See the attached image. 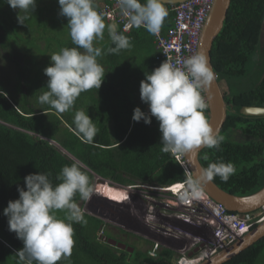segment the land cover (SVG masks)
Listing matches in <instances>:
<instances>
[{
	"label": "trees",
	"instance_id": "obj_1",
	"mask_svg": "<svg viewBox=\"0 0 264 264\" xmlns=\"http://www.w3.org/2000/svg\"><path fill=\"white\" fill-rule=\"evenodd\" d=\"M98 2L96 0L97 9ZM166 7L169 14L161 28L163 34L172 26L174 18L172 5ZM59 12L58 0H36L35 10L28 14L25 24L20 25L14 16L16 11L5 0H0V16L7 24L4 33H0V50L12 58L18 46L16 42L27 44L31 35L35 42L28 58L14 59L17 70L12 83L8 87L0 85V264H23L17 254L23 242L9 231L3 210L10 200L19 198L17 188L25 187L24 177L28 174L50 173L55 185L60 182L56 177L65 165L78 163L90 176L92 185L95 176L121 186L160 188L186 180L183 168L172 153L162 150L157 120L153 117L151 124L132 120L137 107L134 95L140 92L146 65L155 63L156 55V51L152 54L153 34L143 27H133L129 32L117 30L131 38L132 47L98 58L105 66L99 90L81 93L73 108L64 113L38 101L47 91L49 78L44 69L51 64L50 55L64 47H75L69 35L68 20ZM263 17L264 0H231L223 29L211 49L217 81L227 84L224 99L230 112L219 135L222 137L220 147H206L200 154V162L204 169L212 163H232L235 172L227 182L219 176L213 181L238 196L250 195L264 186V118L239 114L242 106H264V79L260 81L264 52L259 44ZM30 22L36 27H30ZM145 35L150 36L149 40ZM38 42L43 44L40 46ZM99 43L95 42V46L102 52L115 46L107 28ZM246 84L249 87L243 89ZM78 111L88 112L99 129L91 142L76 130L74 118ZM204 115L208 119V108ZM237 130L248 139L234 138L233 132ZM100 178V185L105 187L107 184ZM178 187L182 185L172 190ZM75 200L82 201L79 195ZM57 215L63 218L64 213ZM84 218L86 224H73L71 256L58 264H173L169 249L161 248L153 257L135 247L130 253L112 246L106 234L98 237L105 227L103 221L86 213ZM255 227L251 226V230ZM260 261L264 263V237L225 264H259ZM181 264L187 261L182 260Z\"/></svg>",
	"mask_w": 264,
	"mask_h": 264
},
{
	"label": "clouds",
	"instance_id": "obj_2",
	"mask_svg": "<svg viewBox=\"0 0 264 264\" xmlns=\"http://www.w3.org/2000/svg\"><path fill=\"white\" fill-rule=\"evenodd\" d=\"M5 2L14 10H19L17 19L21 24H25V20L29 18L28 14H32L36 8V0ZM58 3L59 15L67 18L69 35L75 47H64L50 55L51 64L44 69V74L49 78L47 91L38 97V101L59 113H64L73 108L81 93L100 89L105 70L98 58L104 54H119L121 50L130 49L132 43L130 37L117 31L116 24H106L104 15L97 9L96 0H58ZM117 4L121 15L127 18L129 26L143 27L153 35L161 31L169 14L164 0H144L143 3L141 0H117ZM20 12L24 15L21 16ZM106 28L115 46L102 52L100 47L95 46V42L103 40ZM215 79L216 73L203 53L197 52L175 62L167 59L150 74L147 73L141 81L140 99L148 105L149 112L136 107L132 120H143L145 124H151L154 117L159 122L162 150L166 153L184 155L200 147L219 148L222 137L214 131L204 115L208 104L202 95ZM74 123L77 132L88 142H91L99 131L88 112L78 111ZM185 164L187 166L186 160ZM184 172L187 180L188 174L185 170ZM234 172V165L230 162L210 164L201 178L195 181L189 171L191 181L182 197L200 198L203 194L201 181L219 176L227 182ZM50 175L38 172L25 176V187L17 188L19 198L10 200L3 210V214L8 218L9 231L14 232L23 242V248L17 252L23 264H58L62 259H67L71 256L74 245L73 224L87 223L75 197L79 195L84 201L90 199L94 191L90 176L78 163L65 165L61 169L56 177L60 181L58 184H53ZM181 183L177 182L164 188L153 187L155 191L165 194L162 202L165 207L180 204V201L176 200L177 193L172 189ZM169 198H173L177 203L170 204L167 202ZM58 212L64 213L63 218L57 215ZM250 230L251 227L236 236L242 238ZM110 239L114 240L109 238L108 241ZM117 244L126 246L122 241ZM129 248L131 247L127 249ZM218 252L220 251L209 253V257L207 254L204 256L198 253L190 259H180L177 255L175 262L179 261L178 264H181L182 260H190V264L191 261L198 264Z\"/></svg>",
	"mask_w": 264,
	"mask_h": 264
},
{
	"label": "rangeland",
	"instance_id": "obj_3",
	"mask_svg": "<svg viewBox=\"0 0 264 264\" xmlns=\"http://www.w3.org/2000/svg\"><path fill=\"white\" fill-rule=\"evenodd\" d=\"M15 11L16 13H14V16L17 18V13L19 10L17 9ZM20 14L21 16L24 15L23 12H20ZM19 24L23 25L21 23ZM32 24L33 22H30V27L32 26V28H35L36 26ZM0 26V33H4V29L7 24L5 23V19L1 16ZM16 43L18 46L16 47L15 52H13L14 57L12 58H9L4 51L0 50V85L7 84L8 87L9 84L12 83L14 74L17 70V65L14 59H17L20 56L26 58L29 57L30 51H33L34 49V36L31 35L27 44L24 42ZM38 43L40 46L43 44L42 42ZM17 61L19 60L17 59ZM220 86L223 93L227 94L228 90L226 83L221 81ZM247 87H249L248 84H246V86H242L243 89ZM59 148L61 149L60 146ZM104 182L107 185L102 187L100 185L101 181L99 178L95 177V181L93 182L94 191L90 199L87 201L82 200L81 202L77 203L82 209L83 213L103 221L105 227L101 229L102 231H99L98 237L99 235L102 236L104 233L109 236V238H113L114 240L117 237L122 238L129 247H135L137 250L146 252L148 255L153 257L156 256L155 252H158L161 248L169 249L173 254L172 259L174 264H178L179 262H175L177 255L181 257L180 259H190V257H194L195 254L199 253L202 255L204 252L206 253L210 249L222 251L224 248L230 247L238 240L234 233L229 229H227L228 240H231L233 236L235 237V239H232L233 243H231L229 246L223 245V242L220 240L222 238L221 236L218 239H216V236L212 239V235L208 234V231L210 232L212 229L213 231H220L221 228L219 227L221 224H219L218 218L212 220L214 219V216L211 210L207 209V207L202 204L201 207L200 205L198 206V204H192V207L194 208L190 209H186V207L180 205L179 203L173 207H165V203H162L164 202L165 194L155 191L153 186L135 185L134 187H129L121 186L110 181H103V183ZM172 200L173 198H169L167 202L174 204ZM179 216L189 218L185 220H193L192 222H198V217H210V221H205L207 225L202 226V229L205 230V233L202 232V241L199 239L197 242L192 243L194 241L191 242L184 235L182 236L181 234H178V232L170 230L169 227H180L183 225L182 223H179L180 220L177 218ZM236 218L240 220H246L250 223L258 219L259 220L257 222H261L264 220V207L263 209L254 212L237 214ZM209 222H212L215 225V227L209 226V229L211 230L206 229L208 228ZM190 224L191 223H188V226H184L183 230L191 232L194 234V236H202L200 234L201 229L198 228L199 226H192ZM181 237L183 239H181ZM204 239H206L208 242ZM228 240H226V242ZM131 252L132 251H130V253ZM189 261H187V264H190ZM192 262L193 261H191V263ZM259 264L264 263H261L260 261Z\"/></svg>",
	"mask_w": 264,
	"mask_h": 264
},
{
	"label": "water",
	"instance_id": "obj_4",
	"mask_svg": "<svg viewBox=\"0 0 264 264\" xmlns=\"http://www.w3.org/2000/svg\"><path fill=\"white\" fill-rule=\"evenodd\" d=\"M183 0H164L165 5H174ZM231 0H213V6L209 13L201 34L198 52L207 56L209 65L213 68L211 49L215 39L223 29L227 13L230 8ZM260 49L264 52V17L260 28ZM214 69V68H213ZM215 72V71H214ZM264 79V70L261 76ZM208 104V121L214 131L219 135L230 112L224 99V93L220 82L216 79L212 81L204 91ZM239 114L244 117L264 118V106H242ZM206 147H200L190 153L184 154L188 170L191 172L193 181L199 180L204 172V167L200 162V154ZM201 190L207 197L221 205L226 211L240 213H250L263 208L264 205V186L258 191L245 196H238L221 189L214 181H201ZM264 237V220L259 222L255 228L250 230L242 238H239L229 248L216 253L212 258L205 259L198 264H225L244 250L254 245ZM109 244L116 245L117 248L125 249L123 244H117L115 240H109ZM128 251H133L129 248Z\"/></svg>",
	"mask_w": 264,
	"mask_h": 264
},
{
	"label": "built area",
	"instance_id": "obj_5",
	"mask_svg": "<svg viewBox=\"0 0 264 264\" xmlns=\"http://www.w3.org/2000/svg\"><path fill=\"white\" fill-rule=\"evenodd\" d=\"M99 9L108 24H116L117 30L122 32H129L133 27L128 25L127 18L123 17L119 11L117 0H99ZM213 0H183L177 4L172 5L174 18L172 26L163 34L161 31L153 35L154 44L156 47L155 64L159 67L162 62H175L183 58H187L198 52L199 42L206 19L211 12ZM206 103L207 99L205 92L202 93ZM159 123V122H158ZM172 153V152H171ZM175 160L183 167L188 174V179L179 185H183L176 193L177 199L181 205H189L193 198H183L182 194L188 189V184L191 181L190 174L185 164L184 155L172 153ZM179 185H176L179 186ZM169 200V199H168ZM172 200L173 203H177ZM217 218L221 226L219 228L223 232L222 238L224 246H229L233 243L232 239L228 240V230L234 234L245 233L257 221L248 222L246 220L237 219L235 215L226 214L225 209L218 205ZM218 231V232H220ZM232 237V236H231ZM226 240H228L226 242ZM217 251L212 249L210 253ZM203 254H206L205 252Z\"/></svg>",
	"mask_w": 264,
	"mask_h": 264
},
{
	"label": "bare ground",
	"instance_id": "obj_6",
	"mask_svg": "<svg viewBox=\"0 0 264 264\" xmlns=\"http://www.w3.org/2000/svg\"><path fill=\"white\" fill-rule=\"evenodd\" d=\"M182 187H183V185H182ZM181 187H178L177 189H175L174 191L175 192H177L179 189H180ZM203 192V191H202ZM192 204H198V206L200 205V207H201V204L202 205H204L205 207H207V209H209V210H211V212H212V214H213V216H214V219H212V220H215V219H217V208H218V206L216 205V204H214V202L212 201V200H210L204 193L202 194V196L200 197V198H195V199H193L192 200ZM192 204H191V201L189 202V205H184L183 204V206L184 207H186V209L187 208H194V207H192ZM263 207H264V205H263ZM188 209V210H189ZM263 209V208H262ZM210 216V215H209ZM176 218V217H175ZM177 218H179L178 220H180V222L179 223H182L183 225H181L180 227H169L170 228V230L172 231V230H174V231H176V232H178V234H181L182 236L184 235L186 238H188V240H190L191 242L192 241H194V242H192V243H195V242H197V240H199L200 239V241H202L203 239H202V237H203V234H202V232H204L205 233V230L204 229H202V226H205V225H207L206 223H205V221H210V217H207V218H202V217H198L197 218V220H198V222H192L193 220H189V221H187V220H185V219H189V218H185V217H183V216H179V217H177ZM181 219H183V220H181ZM188 223H191L190 225H192V226H194V225H197V226H199L198 228L199 229H201L200 230V234L202 235V236H200L199 235V237L196 235V236H194V234H192L191 232H188V231H184L183 230V227L184 226H188L187 224ZM205 223V224H204ZM175 225V224H174ZM201 226V227H200ZM209 226L210 227H215V225H214V223H212V222H209V225H208V228H206V229H208V230H211V229H209ZM162 228V227H161ZM187 228V227H186ZM166 232H170V231H166ZM173 234H175V233H173ZM208 234H210V235H212L211 237H212V239L213 238H215V236H216V239H218L220 236L222 237V235H223V232H218L217 230H215V231H213V229H212V231H208ZM238 234H240L241 235V233H238ZM238 234H234L235 236L236 235H238ZM239 235V236H240ZM176 236V235H175ZM214 236V237H213ZM209 237V236H208ZM237 238H240V237H238V236H236ZM179 238V237H178ZM181 239H183L182 237H181ZM205 241H207L206 239H204ZM208 242V241H207ZM212 242V241H211ZM210 251H211V249L209 250V251H207L206 252V254H207V256L209 257V253H210ZM206 254H203V255H205L206 256ZM198 262H200V260H198ZM192 264H193V262H192ZM195 264V263H194Z\"/></svg>",
	"mask_w": 264,
	"mask_h": 264
},
{
	"label": "crops",
	"instance_id": "obj_7",
	"mask_svg": "<svg viewBox=\"0 0 264 264\" xmlns=\"http://www.w3.org/2000/svg\"><path fill=\"white\" fill-rule=\"evenodd\" d=\"M108 24V23H107ZM145 37H146V39H148L149 40V38H150V36L149 35H145ZM153 38V37H152ZM100 41V40H99ZM99 41H98V43H99ZM146 41V40H145ZM97 42V41H96ZM100 44V43H99ZM151 46H152V54L154 55L155 54V49H156V47H155V44H154V38H153V40H152V43H151ZM142 52V51H141ZM140 52V53H141ZM144 56H145V53H144ZM98 62H99V60H98ZM103 67H105L101 62H99ZM142 66V68H143V70H144V65L142 64L141 65ZM158 66L153 62V64H148V65H146V71L144 70V73L145 74H150L155 68H157ZM134 98H135V104H136V106L137 107H140L141 108V110H144V111H149V107H148V105L147 104H145V103H143L142 101H141V99H140V92L139 93H136L135 95H134Z\"/></svg>",
	"mask_w": 264,
	"mask_h": 264
},
{
	"label": "flooded vegetation",
	"instance_id": "obj_8",
	"mask_svg": "<svg viewBox=\"0 0 264 264\" xmlns=\"http://www.w3.org/2000/svg\"><path fill=\"white\" fill-rule=\"evenodd\" d=\"M263 70H264V68H263ZM262 73H263V71H262ZM261 76H262V74H261ZM260 80H261V77H260ZM227 85V84H226ZM239 130H237L236 132H233V135L232 136H234V138H236L238 141H241V140H247L248 139V137H246L245 135H244V138L240 135V133L238 132ZM220 135V134H219ZM240 136V138H239V136ZM116 241H117V243L118 242H120V241H122V242H124V239H122V238H119V237H117V239H116ZM125 248L127 249V244H126V246H125ZM125 250V249H124Z\"/></svg>",
	"mask_w": 264,
	"mask_h": 264
}]
</instances>
